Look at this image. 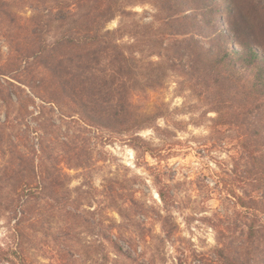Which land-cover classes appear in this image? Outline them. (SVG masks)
I'll return each mask as SVG.
<instances>
[{
    "label": "trees",
    "instance_id": "1",
    "mask_svg": "<svg viewBox=\"0 0 264 264\" xmlns=\"http://www.w3.org/2000/svg\"><path fill=\"white\" fill-rule=\"evenodd\" d=\"M135 1L0 0V39L4 38L8 47L3 54L0 46V60L4 58L0 64L4 114L2 119L0 113V150H9L11 155L4 167L2 190L6 194L4 209L16 220L18 240L14 247L0 246V262L27 264L22 249L27 227L35 226L56 203L57 208L65 209L69 198L65 187L69 174L62 164L83 166L91 160L85 151L91 149L85 142L78 143L79 136H55L45 128L38 135V148L24 141L25 130L13 136L12 123L33 114L29 101H41L36 118L43 117L49 125L57 127L50 115L58 111L60 118L73 124L127 135L144 150H153L138 132L161 129L157 120L164 112L146 111L134 97L141 94L145 98L150 90L161 88L171 70L194 90L199 89L201 96L211 99L218 113L216 121L239 125L246 133L244 148L251 166L242 177L252 186L242 195L236 194L237 204L244 209L241 219L219 218L215 259L222 264H264V11L259 23H254L255 18L252 22L239 8L234 10L230 0H224L221 7L217 0H157L163 24L159 37L161 43L170 40L163 46L169 54L164 58L160 53V60H146L137 55L134 43L122 41L126 34L136 38L137 32L123 25L107 27L117 16H134L136 12L128 5ZM26 8L30 15L23 13ZM232 11L236 17L230 19L232 27L227 29L220 22V12L229 15ZM237 20L243 23V30ZM258 26L263 31L259 30L260 36ZM141 37L157 42L146 31ZM56 144L63 145L64 154L53 156L48 165L46 150L57 149ZM159 194L166 200L163 190ZM135 200L130 201L131 206ZM124 211L118 210L122 217H126ZM161 217L165 238L170 239L171 218ZM138 223L143 227L139 237H151L145 220ZM98 235L104 248L100 264H108L110 259L106 241L117 257L132 264H149L127 251L119 242L120 236L111 230ZM133 240L125 242L134 248ZM178 264L188 262L180 258Z\"/></svg>",
    "mask_w": 264,
    "mask_h": 264
},
{
    "label": "rangeland",
    "instance_id": "2",
    "mask_svg": "<svg viewBox=\"0 0 264 264\" xmlns=\"http://www.w3.org/2000/svg\"><path fill=\"white\" fill-rule=\"evenodd\" d=\"M217 3L221 7L224 0H217ZM190 4L191 2V8ZM230 5L234 10L239 8L248 20L253 22L255 18L254 23H259L263 16L261 11H264V0H230ZM128 9L136 14L130 18L117 16L107 27L114 29L123 25L124 28L137 32L136 38L126 34L122 41L134 43L139 57L160 60V53L163 57L169 54L163 46L169 45L170 40L161 43L159 37L163 25L159 21V2L136 0L128 5ZM233 12L229 15L220 12V22L227 29L232 27L230 19L236 17ZM23 13L30 15L31 11L26 8ZM145 24L150 25V28L143 27ZM237 26L244 29L241 20H237ZM249 30L246 32L250 35ZM257 30V35H262L259 26ZM145 31L149 32L152 39H157V42L144 41L141 34ZM3 39H0V46L1 52L5 54L8 47ZM229 44L234 45V41ZM3 59L0 64L4 62ZM167 74L161 88L150 90L145 98L141 94L134 97L144 110L164 112V116L157 120L161 129L146 128L138 132L153 150H144L141 143L131 141L127 135L111 134L108 131L73 124L67 118H60L58 111L50 115L57 127L49 125L43 117L36 118L41 105L38 98H35V103L29 101V110L33 114H27L24 120L12 123L15 127L11 131L13 136L20 133V130H25L24 141L35 144L36 148L38 135L46 128L55 136L62 137L65 133L70 134L73 139L79 136L78 143L85 142L91 149L85 150L91 156L89 164H62L69 174L65 183L69 198L63 203L65 209L57 208L56 203L55 208L46 211L35 226L27 227L22 245L27 264H100L104 248L98 233L108 232V229L114 235L120 236L119 242L127 251L149 264H178L180 258L188 264H222L215 259L216 247L219 246V218L227 215L230 219H241L244 209L237 204L236 194L242 195L252 186L242 177L245 176L247 167L251 166L244 148L247 139L245 129L239 125L216 121L218 113L213 109L211 99L201 96L200 90H194L179 73L169 70ZM0 113L3 119L1 101ZM45 117L47 120L48 115ZM161 118H164L163 125L158 123ZM189 125L200 131H192ZM148 129H154V133L142 135ZM203 129L209 130L207 134ZM184 133L189 134L181 139ZM62 148L61 144L55 150H46L50 156L46 164L51 165V158L56 154H64ZM193 152L196 159L188 164L183 163ZM148 153L156 159L155 164L145 158ZM10 159L9 150H0L2 247H14L18 242L14 229L16 220L4 209L6 194L2 190L5 183L4 167ZM171 160H175V163H169ZM178 175L182 179L178 180ZM149 178L152 183H149ZM159 190L165 192L166 200L161 198ZM193 190L199 194L197 199L190 195ZM133 198L136 199V204L131 206L130 201ZM213 200L217 201L214 206L211 203ZM120 208L125 209L126 217L118 212ZM189 209L190 214L185 217L189 235L177 236L179 226L174 210L183 214ZM209 211L213 213L211 216L203 214ZM167 215L173 224V235L170 239L165 238L163 228L160 233L155 231L156 223L161 224V216ZM138 220H145V229L149 230L151 237H139L143 227ZM209 227L213 230L214 242L208 240ZM129 238H134V248L125 242ZM104 244L110 252L108 264H132L117 257L109 242ZM139 253L142 256H138Z\"/></svg>",
    "mask_w": 264,
    "mask_h": 264
},
{
    "label": "clouds",
    "instance_id": "3",
    "mask_svg": "<svg viewBox=\"0 0 264 264\" xmlns=\"http://www.w3.org/2000/svg\"><path fill=\"white\" fill-rule=\"evenodd\" d=\"M170 99V97H169ZM188 117H178V119H187ZM158 123H160L161 125L164 124V118H161ZM189 128L192 130V131H200L198 129H194L193 126L189 125ZM204 133L207 134V132L209 131L208 129H203ZM151 132L152 134L154 133V129H148L146 130L145 132L142 133V135H145V136H148L146 135L147 133ZM189 133H184L181 135V139H184ZM151 164H155L157 161L156 159L153 158V156L151 155V153H148L146 154V157H145ZM196 159V156H195V153H191V155L185 159L183 161V163L185 164H188L190 163L191 161L195 160ZM169 163H175V160H171L169 161ZM177 179H182V176L178 175L177 176ZM149 183H152V180L151 178H149ZM139 195V194H138ZM190 195L193 197V199H197L199 197V194L197 191H191L190 192ZM159 199V196L157 197ZM151 203V201H149ZM212 205H216L217 204V201L213 200L212 202ZM115 214V213H114ZM190 214V209L183 212V214L180 212V211H176L174 210V215L176 217V223L178 224L179 226V231L177 232V236H188L189 235V232L187 230V221L185 220V217L187 215ZM204 215H209L211 216L213 213L211 211L207 212V213H203ZM155 231L157 233H160L162 231V225L160 223H156L155 225ZM193 239H196V237H193ZM208 240L209 242H214L213 240V230L209 227L208 228ZM170 249L174 251V248H172L170 246Z\"/></svg>",
    "mask_w": 264,
    "mask_h": 264
}]
</instances>
